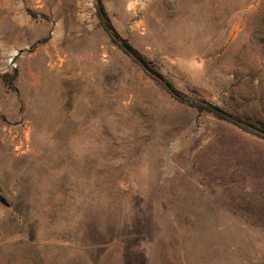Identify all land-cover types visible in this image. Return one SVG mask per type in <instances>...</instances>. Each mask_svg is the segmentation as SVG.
<instances>
[{
    "label": "rangeland",
    "instance_id": "rangeland-1",
    "mask_svg": "<svg viewBox=\"0 0 264 264\" xmlns=\"http://www.w3.org/2000/svg\"><path fill=\"white\" fill-rule=\"evenodd\" d=\"M205 102L264 130V0H0V264H264V139Z\"/></svg>",
    "mask_w": 264,
    "mask_h": 264
},
{
    "label": "water",
    "instance_id": "water-1",
    "mask_svg": "<svg viewBox=\"0 0 264 264\" xmlns=\"http://www.w3.org/2000/svg\"><path fill=\"white\" fill-rule=\"evenodd\" d=\"M98 4V11L100 13V15L105 19V16H104V13H103V10H102V7L100 6V3L97 2ZM106 28L108 30L111 31L110 29V26L108 24V22L106 21ZM111 35L112 37L117 41L119 42V45L121 46V48L136 62L138 63L149 75H151L152 77L156 78L158 81H160L166 88L167 90L173 94L175 97L180 98L179 94L175 91V89H173L171 87V85L165 81V79L157 72H155L153 69H151L149 67V65L141 58L139 57L135 51L127 44L126 41H123L119 38V36L117 34H115L114 32L111 31ZM205 105L211 109L213 112H216L224 117H226L227 119H229L230 121H232L233 123L239 125V126H243V127H246L250 130H253L255 131L256 133H259L261 135L264 136V130L263 129H260L258 127H256L255 125L251 124V123H248V122H245L241 119H238L228 113H226L224 110H222L221 108L211 104V103H208V102H205Z\"/></svg>",
    "mask_w": 264,
    "mask_h": 264
},
{
    "label": "trees",
    "instance_id": "trees-1",
    "mask_svg": "<svg viewBox=\"0 0 264 264\" xmlns=\"http://www.w3.org/2000/svg\"><path fill=\"white\" fill-rule=\"evenodd\" d=\"M103 10V9H102ZM103 13H104V11H103ZM104 16H105V19L107 20V17H106V15H105V13H104ZM107 22H108V20H107ZM108 24H109V22H108ZM109 26H110V29H111V31L112 32H114L115 34H117L118 35V33L113 29V27L109 24ZM112 36V35H111ZM119 36V35H118ZM119 38L121 39V40H123V41H126V40H124V39H122L120 36H119ZM112 39H113V41L114 42H117L113 37H112ZM128 44V43H127ZM129 45V44H128ZM130 46V45H129ZM121 47V46H120ZM134 51H135V53L139 56V57H141L148 65H149V67L151 68V69H153L155 72H157L151 65H150V63L149 62H147L132 46H130ZM125 52V51H124ZM126 53V52H125ZM157 73H159V72H157ZM160 74V73H159ZM161 75V74H160ZM162 76V75H161ZM163 77V76H162ZM154 78V77H153ZM156 79V78H155ZM169 83V82H168ZM170 84V83H169ZM171 85V84H170ZM172 87V86H171ZM173 88V87H172ZM176 91V90H175ZM177 92V91H176ZM199 108H202V109H206L204 106H198ZM216 114V113H215ZM218 117H222V118H225V117H223L222 115H220V114H216ZM237 125V124H236ZM239 126V125H238ZM240 128H242L243 130H245L246 132H249V133H251V134H254V135H256V136H258V137H260V138H262V139H264V136L263 135H261V134H259V133H256L255 131H253V130H250V129H248V128H246V127H243V126H239Z\"/></svg>",
    "mask_w": 264,
    "mask_h": 264
}]
</instances>
